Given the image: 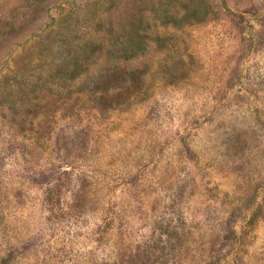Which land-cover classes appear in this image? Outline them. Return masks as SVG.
Segmentation results:
<instances>
[{"label":"rangeland","instance_id":"374dc122","mask_svg":"<svg viewBox=\"0 0 264 264\" xmlns=\"http://www.w3.org/2000/svg\"><path fill=\"white\" fill-rule=\"evenodd\" d=\"M191 1L202 22L166 24ZM132 12L149 40L123 60ZM180 181L191 235L169 264H264V0H0V264H121Z\"/></svg>","mask_w":264,"mask_h":264},{"label":"trees","instance_id":"16d2710c","mask_svg":"<svg viewBox=\"0 0 264 264\" xmlns=\"http://www.w3.org/2000/svg\"><path fill=\"white\" fill-rule=\"evenodd\" d=\"M179 1V0H175ZM207 6L202 1H191V4L187 5V11L184 13L181 17L173 16L171 15H165V21L166 24L168 22L174 24V25H180L179 21H182L184 24H192V23H199L202 22V19H204L205 15H207ZM229 14L232 15L235 20L239 21V23H245L244 16H240V18H236L237 15H235L233 12L231 13L229 10ZM251 18H253V15H249ZM144 15L138 12H132L128 14V25L129 29L128 31L123 29L124 35L121 37L123 40L119 41L120 37L115 36L117 39V42L119 44H125L126 46L123 47L120 51V54L118 53L116 57H119L123 60H131L135 57H138L142 55L146 47L148 45L149 38L145 33H141L139 28L136 27V23L140 22L141 20H144ZM158 41H161L158 39ZM83 55H73V59H64L57 68L53 71L52 74L47 76L48 82H52L50 79L56 80V79H76L80 76V74L87 69V66L89 62L91 61V52L87 50H83ZM73 62V68L69 70V64ZM114 77V75H113ZM118 81V78H113V80H105V81H99L96 79L94 82V87L96 90H107L109 88V85H114ZM22 99H25L22 97ZM101 104L106 108H111L113 103L114 104H120L119 101L114 99L113 97H101L100 98ZM58 141L55 140V144H57ZM68 142L65 144L64 151L66 152L70 147L68 146ZM148 164H145L144 166L140 167L138 171L133 175H123L119 174L116 181L120 184H127L132 183L135 180H140L142 176L144 177V174L146 173L148 169ZM149 171H152V174L156 173L155 168L149 169ZM146 179V178H145ZM144 180V179H143ZM176 184V183H175ZM179 186L176 187L174 190L173 195L171 197L167 195L169 191L166 193L164 191L163 198L158 197L156 200H165L164 204L155 202L156 205H159L160 207H163L165 209L167 206L171 205V207L167 208V211H171L169 209H172L171 213L174 215L172 222L167 223L166 225L162 226L161 234L159 236V239L155 240V233H152L151 237L142 245L138 246L136 248V252L130 253L125 256V261H122L121 264H169L168 257L175 258L178 252L182 250L184 245L189 241L191 230L187 227V222L185 218V210H181L180 208L177 209V207L172 206L173 204L180 201V199L184 198L185 196V190H186V184L182 185L181 181L179 182ZM157 189V187H155ZM161 188H158L159 192ZM162 193V192H161ZM171 193V192H170ZM172 194V193H171ZM180 194V196L178 195ZM183 195V196H182ZM173 196V197H172ZM168 198V200L166 199ZM78 201H75V207L73 205V214L76 213L78 216L85 217V203H82V207L80 203H77ZM171 202V204H169ZM161 204V205H160ZM84 208V209H82ZM85 212V213H84ZM171 214V215H172ZM162 223L164 220H160ZM174 222V223H173ZM158 224V222H156ZM233 231H229V237H232L231 234ZM178 253V254H179ZM215 258V255H214Z\"/></svg>","mask_w":264,"mask_h":264}]
</instances>
